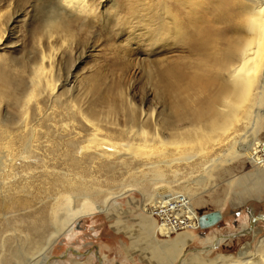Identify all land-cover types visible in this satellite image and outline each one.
Listing matches in <instances>:
<instances>
[{
  "label": "bare ground",
  "instance_id": "6f19581e",
  "mask_svg": "<svg viewBox=\"0 0 264 264\" xmlns=\"http://www.w3.org/2000/svg\"><path fill=\"white\" fill-rule=\"evenodd\" d=\"M52 1L54 9L49 11V5L42 9L40 37L35 43L39 59L31 66L27 79L8 76L6 65L0 64V102L9 110L8 116L0 117V264H47L58 237L74 234L77 217L91 211L105 212L110 195L120 196L132 187L143 188L150 206L145 210L153 220L151 207L176 196L197 220L196 201L189 198V191L182 196L165 185L170 175L177 178L176 171H172L175 165H188L193 158H200L199 176L193 180L196 186L207 183L211 169L234 156L245 157L256 174L264 172V158L257 154L264 153V145L256 140L264 116V0H126L127 11L108 14L99 13L101 2H96L100 0ZM98 20L102 26L114 22L137 30L138 42L164 53V59L156 62L161 67L156 83L152 71L148 79L157 96L164 92L157 85L169 77L165 88L173 111L169 107L165 115L163 108L155 105L146 109V100L136 107L124 98L121 87V104L108 102L103 108L78 105L66 93L59 94L61 84L53 72L52 53L70 49L76 39L72 22ZM4 32L0 23V44ZM195 54L203 59L190 60ZM178 58L189 59V68L194 69L183 84L184 95L177 91L182 89L177 84L183 80L175 66ZM207 58L213 60H204ZM171 83L176 89L172 90ZM190 85L195 86L194 93ZM208 92L209 96L202 99ZM79 128L85 132L84 137ZM116 136L126 137L127 141L112 140ZM219 147V157L204 158L209 150ZM55 157L57 163L68 167L66 172L44 169L39 176H26L23 182L10 181L16 170L54 168L51 165ZM95 166L110 172L122 168L128 180L115 192L101 191L100 180L87 173ZM146 183L155 186V192ZM222 200L213 199L217 205ZM15 213L17 217L10 222L8 215ZM27 222L33 229L20 231L19 226ZM192 222L190 228H196V221ZM149 226L150 231L153 224ZM250 227L248 232L254 234L253 224ZM161 229H156L157 233L163 234ZM185 238L180 236L173 244H166V253L173 254L171 260L186 244ZM12 240L20 242V250L12 248ZM255 245L253 252L244 248L237 259L190 257L181 264H264V236ZM27 255L30 258L24 260Z\"/></svg>",
  "mask_w": 264,
  "mask_h": 264
},
{
  "label": "rangeland",
  "instance_id": "374dc122",
  "mask_svg": "<svg viewBox=\"0 0 264 264\" xmlns=\"http://www.w3.org/2000/svg\"><path fill=\"white\" fill-rule=\"evenodd\" d=\"M97 2L96 4L101 2L99 13L127 11L126 0H100ZM48 5L51 7L49 11L55 7L52 0H0V23L3 24L5 30L0 44V64L6 65L5 73L8 76L13 78L23 76L26 80L31 66L38 61L39 55L35 43L38 44L40 37V21L44 13L42 9L47 8ZM99 13L98 17L100 18ZM70 27L76 37L70 49L67 51L62 49L59 53L56 52L57 54L52 53L54 54L53 72L58 74L59 84H61L59 94L66 93L67 98L72 99L78 105L91 104L93 107L103 108L109 104L108 102L115 105L121 104L122 99L118 90L121 87L124 98H129L128 100H131L136 107L142 100H146V109L155 105L154 107L160 110L163 108V111L166 112L172 110V107L169 106V97H167L168 88H165L169 86L167 81L169 77L162 84L157 85L158 90L164 91L157 96L153 94V85L149 84L148 79L150 76L148 74L152 71L153 77L155 76L154 83H156L157 72L161 70L156 62L164 59L165 55L154 47H151L150 50V46L144 47L138 42L136 40L137 30L126 29L114 22L102 26L99 20L98 22L89 21L86 24L74 21ZM120 30H122L121 33ZM45 47L43 44L42 48L48 54ZM195 55L189 59L195 62L203 59L200 58V55L198 57ZM178 59L175 60V66L177 74L180 73L183 80L177 84L178 88L182 89H177V91H181L184 95L186 91L183 84L193 75L194 69H192L193 67L189 68L191 65L187 61L189 59ZM210 59L204 60H213V58ZM164 69L165 65L162 66V70ZM172 85L173 83H171L172 90L176 89ZM191 86L193 85H190V92L194 93L196 88ZM209 92L204 93L202 99L209 96ZM126 103L127 101H125ZM126 106L128 108V104ZM261 109L264 112V105ZM8 112L7 107L0 102V117L8 116ZM29 120H31L30 117ZM78 131L84 137L85 132L80 128ZM112 140L124 143L127 138L116 136ZM256 140L264 145V116L257 131ZM220 149V147L212 148L204 158L219 157ZM257 154L258 157L264 158V153L258 152ZM0 156H2L1 152ZM199 159L195 158L194 160L193 158V161H189L188 165H175L172 171H176L177 180L173 178V175H170L165 185L173 188L175 193L182 196L188 195V193L191 196L194 195L189 198H192L193 202L196 201L194 209L197 216L217 210L220 218L215 224L205 228L182 229L168 237L157 233L155 220L147 215L148 200L143 195V188L132 187L131 190H124L120 196L110 195L106 201L107 210L105 212L91 211L89 215L82 214L77 217L73 224L74 234L69 237H58L50 249L47 264H181L184 259L188 260L190 257L214 260L216 257L224 256L237 259L241 257L239 253L245 251L244 248H247L248 252H253L255 244L264 236V219H256L253 222V229H256L254 234L248 232L252 228L248 226V222L257 214L264 215V172L260 175L256 174L252 163L245 157L234 156L228 161L220 163L219 168H212L207 183L196 186L193 185V180L199 176L200 170L197 167ZM56 160L59 159L55 157V161H52L51 167L54 166V168L36 166V169L29 172L16 170L14 178H10V181L23 182V179L28 175L39 176L42 171H52L51 169L56 172H66L68 167L57 163ZM107 170L95 166L90 167L87 173H90V177L100 180L98 181L99 190L110 189L115 192L128 180V174L122 168L114 169L111 172ZM107 177L108 179H106ZM112 179L114 180L111 181ZM177 181L179 185H177ZM146 184L150 191L155 192L153 189L155 186L151 187V185L148 186V183ZM180 184L183 186L181 187ZM0 187H2L1 179ZM100 193L102 196L103 193ZM222 197L221 204L214 203V198ZM16 215L18 214L8 215L9 221L12 222L17 217ZM151 223L153 228L149 231L150 226L148 227V225ZM19 229L22 232H27L33 229V225L28 222L22 223ZM18 234L15 233L17 236ZM230 234L234 235L228 236ZM224 235L228 237L223 238ZM180 236L186 237L187 242L178 249L179 252L171 260L170 256L173 254L169 255V252L166 253L164 248L166 244H173ZM217 239H221L218 244H216ZM212 244L215 246L210 247ZM11 246L14 250H20L21 244L18 240H12ZM241 247L243 249L235 254ZM87 249L89 252L85 253ZM94 249L96 253H94ZM82 252L83 254H80ZM25 258H30V255L24 257V260ZM34 261H37V258ZM20 262L29 264L25 261ZM20 262L11 261L9 264H21Z\"/></svg>",
  "mask_w": 264,
  "mask_h": 264
},
{
  "label": "built area",
  "instance_id": "2783aa9c",
  "mask_svg": "<svg viewBox=\"0 0 264 264\" xmlns=\"http://www.w3.org/2000/svg\"><path fill=\"white\" fill-rule=\"evenodd\" d=\"M151 208H153L151 216L155 219L156 229L162 228L164 236L190 228L192 221L197 223L196 218H191L190 210L179 196L168 199L165 203H157Z\"/></svg>",
  "mask_w": 264,
  "mask_h": 264
},
{
  "label": "water",
  "instance_id": "95a60500",
  "mask_svg": "<svg viewBox=\"0 0 264 264\" xmlns=\"http://www.w3.org/2000/svg\"><path fill=\"white\" fill-rule=\"evenodd\" d=\"M263 210H264V204H263ZM220 218V214L217 210H212L210 212H207V213H204V214H200L198 215L197 217V227L199 228H205V227H208V226H211L213 224H215ZM263 219L264 216L261 215V214H258V215H255L253 216L249 222H248V226L250 227L253 222L256 220V219ZM234 234H230L228 236H233ZM227 235H224L223 237L225 238ZM213 247V246H212ZM243 249V247H241L235 254L239 253L241 250ZM87 251H85L86 253ZM80 254H83L80 253ZM115 264H118V263H115Z\"/></svg>",
  "mask_w": 264,
  "mask_h": 264
},
{
  "label": "flooded vegetation",
  "instance_id": "af4514ba",
  "mask_svg": "<svg viewBox=\"0 0 264 264\" xmlns=\"http://www.w3.org/2000/svg\"><path fill=\"white\" fill-rule=\"evenodd\" d=\"M258 215V214H257ZM262 215V214H261ZM264 216V215H263ZM259 219V218H258ZM264 219V218H263ZM95 248V247H94ZM87 252L86 253H88L89 252V250L87 249L86 250ZM94 253H96V251H95V249H94Z\"/></svg>",
  "mask_w": 264,
  "mask_h": 264
}]
</instances>
